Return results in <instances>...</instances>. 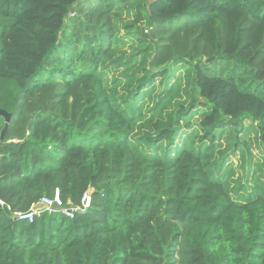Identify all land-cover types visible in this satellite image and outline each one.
Here are the masks:
<instances>
[{
  "label": "trees",
  "instance_id": "16d2710c",
  "mask_svg": "<svg viewBox=\"0 0 264 264\" xmlns=\"http://www.w3.org/2000/svg\"><path fill=\"white\" fill-rule=\"evenodd\" d=\"M0 110V264H264V0H0Z\"/></svg>",
  "mask_w": 264,
  "mask_h": 264
},
{
  "label": "built area",
  "instance_id": "2783aa9c",
  "mask_svg": "<svg viewBox=\"0 0 264 264\" xmlns=\"http://www.w3.org/2000/svg\"><path fill=\"white\" fill-rule=\"evenodd\" d=\"M39 203H42L44 205L45 209H50L52 205H56L60 208V212L71 218L75 214L76 211H82L85 208L89 207L90 205V190H86L83 192L80 201L76 205H70V204H64L58 189L54 190V193L51 197L48 196H42L39 200ZM0 205H3V201L0 199ZM32 205L30 209L27 211H17L14 213V216L18 220H27V221H32L36 213L38 212L37 210L33 209Z\"/></svg>",
  "mask_w": 264,
  "mask_h": 264
},
{
  "label": "water",
  "instance_id": "95a60500",
  "mask_svg": "<svg viewBox=\"0 0 264 264\" xmlns=\"http://www.w3.org/2000/svg\"><path fill=\"white\" fill-rule=\"evenodd\" d=\"M213 57L211 58H207L205 61L206 62H209L210 60H212ZM0 115L3 116L4 118V124H3V127L1 128L0 130V140L3 139L4 135H5V132L7 130V127H8V122L10 121V115L8 113H6L4 110H0ZM1 206V205H0ZM3 210L6 212V213H9L8 211V208L6 206H2ZM44 208V205L42 203H36L34 206H33V209L34 210H37L39 211L40 209ZM51 210H55V211H59L60 208L56 205H52Z\"/></svg>",
  "mask_w": 264,
  "mask_h": 264
},
{
  "label": "rangeland",
  "instance_id": "374dc122",
  "mask_svg": "<svg viewBox=\"0 0 264 264\" xmlns=\"http://www.w3.org/2000/svg\"><path fill=\"white\" fill-rule=\"evenodd\" d=\"M125 18H127V17H125ZM126 47H127V45L124 46V48H126ZM252 153H253L254 155H257V154H258V152H257L255 149L252 150ZM259 162H260V160H259ZM233 193H234V192H233Z\"/></svg>",
  "mask_w": 264,
  "mask_h": 264
}]
</instances>
